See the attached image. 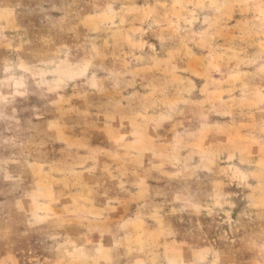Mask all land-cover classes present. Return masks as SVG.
Masks as SVG:
<instances>
[{
	"label": "rangeland",
	"instance_id": "rangeland-1",
	"mask_svg": "<svg viewBox=\"0 0 264 264\" xmlns=\"http://www.w3.org/2000/svg\"><path fill=\"white\" fill-rule=\"evenodd\" d=\"M0 264H264V0H0Z\"/></svg>",
	"mask_w": 264,
	"mask_h": 264
}]
</instances>
